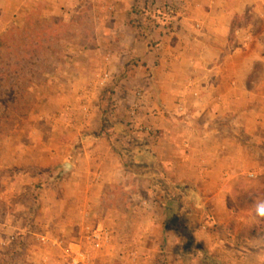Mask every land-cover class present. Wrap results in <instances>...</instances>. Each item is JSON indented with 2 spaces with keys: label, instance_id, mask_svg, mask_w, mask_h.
<instances>
[{
  "label": "rangeland",
  "instance_id": "374dc122",
  "mask_svg": "<svg viewBox=\"0 0 264 264\" xmlns=\"http://www.w3.org/2000/svg\"><path fill=\"white\" fill-rule=\"evenodd\" d=\"M186 33L192 60L205 66L198 75L219 66L224 97L212 110H250L238 133L250 148H228L248 178L233 205L250 221L226 228L196 212L177 226L121 228L113 240L79 247L98 264H264V0H0V264H56L72 250L51 239L63 237L56 204L71 184L61 164L80 159L81 149L66 145L76 129L58 111L116 110L111 64L138 66L161 35L171 43ZM218 181L205 190L222 209ZM167 231L177 243L161 241Z\"/></svg>",
  "mask_w": 264,
  "mask_h": 264
},
{
  "label": "crops",
  "instance_id": "0c3cea01",
  "mask_svg": "<svg viewBox=\"0 0 264 264\" xmlns=\"http://www.w3.org/2000/svg\"><path fill=\"white\" fill-rule=\"evenodd\" d=\"M187 35L178 34L171 43L161 35L154 47L143 48L138 66L111 64L119 71L111 87L116 110H91L85 115L83 110L58 111L62 123L76 129L66 145L81 149L77 150L80 159L64 173L71 184L61 188L58 210L54 202L47 205L61 219L63 237L53 235L54 242L74 249L85 239L97 243L89 239L85 227L105 233L108 241L118 237L121 228L163 230L166 224L179 225L181 216L194 219L196 212H201L202 221L211 215L210 223L226 228L250 221L236 214L238 207L233 205L243 188L240 179L248 178L241 176L228 150L239 147L242 155L244 148H250L238 138L247 129L240 118L250 110H212L211 102L224 97L219 66L212 63L207 77L198 75L196 71L205 66L192 60L193 41ZM135 46L122 47L133 51ZM132 99H137V109L130 106ZM256 143L253 147H259ZM79 160L87 169H76ZM82 179L91 182L84 184ZM216 179L222 188L214 195L223 189L225 196L222 209L205 190L216 185ZM163 240L170 244L178 239L175 232L167 231Z\"/></svg>",
  "mask_w": 264,
  "mask_h": 264
},
{
  "label": "built area",
  "instance_id": "2783aa9c",
  "mask_svg": "<svg viewBox=\"0 0 264 264\" xmlns=\"http://www.w3.org/2000/svg\"><path fill=\"white\" fill-rule=\"evenodd\" d=\"M107 77V75H105ZM85 231H87L88 237L92 241H97L96 245H99L102 237L103 240L107 241L106 234L101 232L100 230H91L89 227H85ZM56 264H98L94 261L91 254L82 249L77 247L76 249L72 250H65L64 255L62 256L61 260L58 261Z\"/></svg>",
  "mask_w": 264,
  "mask_h": 264
},
{
  "label": "water",
  "instance_id": "95a60500",
  "mask_svg": "<svg viewBox=\"0 0 264 264\" xmlns=\"http://www.w3.org/2000/svg\"><path fill=\"white\" fill-rule=\"evenodd\" d=\"M69 166L70 165L68 163H64L62 167L64 168V171H65V170H68L70 168Z\"/></svg>",
  "mask_w": 264,
  "mask_h": 264
},
{
  "label": "trees",
  "instance_id": "16d2710c",
  "mask_svg": "<svg viewBox=\"0 0 264 264\" xmlns=\"http://www.w3.org/2000/svg\"><path fill=\"white\" fill-rule=\"evenodd\" d=\"M178 197H179V196H178ZM180 197H181V196H180ZM180 197H179V198H180ZM180 201H181V200H180ZM179 218H182V216H181V217H179Z\"/></svg>",
  "mask_w": 264,
  "mask_h": 264
}]
</instances>
